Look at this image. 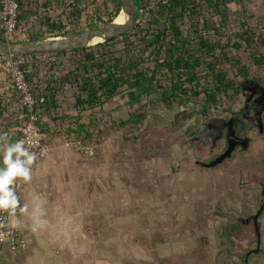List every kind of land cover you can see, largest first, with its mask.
I'll use <instances>...</instances> for the list:
<instances>
[{"label":"trees","instance_id":"1","mask_svg":"<svg viewBox=\"0 0 264 264\" xmlns=\"http://www.w3.org/2000/svg\"><path fill=\"white\" fill-rule=\"evenodd\" d=\"M243 2L134 0L135 17L141 11L142 17L123 35L72 51L22 55L25 80L34 97L44 99L36 105V124L48 137L65 143H96L106 131V123L92 111L124 94L129 103H144L142 108L111 121L114 132L122 135L118 154L126 155V160L115 159L121 167L139 169V160L148 161L163 153L166 144L162 141L179 132L176 144L184 141L181 153L198 163V169H203L204 150H217L207 159H217L219 168L233 172L228 168L233 163L235 172L221 177V189L207 190L204 200L198 198L194 204V215L185 222L194 240L186 257L177 262L161 248L159 251L157 245L165 241V235L151 232L158 229L153 226L147 228V236L141 230L140 236L133 237L144 253L127 264H215L205 239L197 233L211 215L216 221L211 228L217 248L227 257L224 264H257L262 254L264 129L259 116L250 123L246 109H238V105L243 82L258 86L264 82V17L248 15ZM119 11L118 0H18L12 41L98 28L113 21ZM18 32L25 37L17 39ZM0 40L5 41L1 29ZM242 55H248L247 63ZM2 64L0 57V71ZM0 93L9 94L0 98V119L9 122L4 117L9 109L19 122L25 119L26 111L16 92L8 88ZM253 107L259 106L252 103L248 108ZM48 122L53 126L45 129ZM13 127H5L11 142L20 136ZM152 140H157L156 146L147 147ZM125 144L130 150L124 149ZM92 216L96 215L86 216L82 224L88 238L105 231L102 225L93 227ZM236 247L241 251L232 254ZM0 252V264H7L3 258L9 250L1 243ZM64 259L69 261L68 256Z\"/></svg>","mask_w":264,"mask_h":264},{"label":"rangeland","instance_id":"2","mask_svg":"<svg viewBox=\"0 0 264 264\" xmlns=\"http://www.w3.org/2000/svg\"><path fill=\"white\" fill-rule=\"evenodd\" d=\"M243 6L248 15H252L254 18L264 17V0H244ZM141 17L142 11L137 23ZM252 23H256L255 19ZM183 26L185 28L187 24H183ZM17 35L19 40L25 37L21 32H18ZM241 58L245 63L249 61L248 55H242ZM243 84L244 89L238 109H246L245 116L252 124L259 116L258 120L264 129V82L259 86L247 81ZM0 98H7V96L0 95ZM142 103H129L125 95L120 94L102 108L92 111L96 117L102 116L106 123L104 125L106 131L98 139L99 141H96L97 144L90 145L93 146L92 157L86 160L97 170V175L94 178L96 193L90 184L86 187V190H89L86 195L72 197L74 206L68 209L66 214L73 221L71 222L69 219L70 224L67 225L65 223L67 221L63 220V217L58 213L61 221L53 226L56 232L50 234L52 236L49 244L40 243L42 239L40 232H43L40 227L33 230L29 227L31 225L29 221L24 218L20 220L15 218L14 223L23 226L28 250H18L13 257L5 253V255L3 254L4 262L7 264H60L59 260L68 256L69 261L63 258L67 264H127L131 260L142 258L141 253H144L143 248L133 241V237L140 236L141 230L147 236L149 233L147 228L153 226L158 229L151 230V232H161L165 235V241L157 245L159 251L161 248L167 254L166 256L172 257L171 259L177 262L190 253L194 240L190 238L191 231L185 222L194 215V204L199 202L198 198L204 200V193L207 190L213 189L212 192H214L216 188L221 189L223 186L221 177L227 172L228 175H232L235 172L234 166L230 162L228 167H231L233 172L229 171L230 169L219 168L221 164L218 161L219 163L216 165L217 159H207L211 155L213 156L217 150L209 152L204 150V161L201 162L203 169H198L199 165H196L198 163L188 159V154L181 153L180 145L184 141L181 140L179 141L181 144H176L175 139L179 138V132L162 141L163 144H166L163 153L160 152L161 154L159 153L157 157L148 161L139 160V169L135 170L129 166L121 167L115 159L126 158V155L119 156L118 154L122 144V135L120 132H114L111 121L124 117L128 111L134 108H142ZM252 103L259 107L249 110L248 107ZM11 115L14 116V110L9 109L4 117L10 120ZM0 120L3 122L0 123V131L4 133L5 127L3 126L7 122L3 119ZM252 136L253 138L257 137L256 133H252ZM156 141L152 140L147 147H151L150 144L153 145L152 147L156 146ZM54 143V146H57L59 143L65 142H60L57 139ZM67 143L65 144L67 145ZM124 149L130 150V146L125 144ZM64 171L67 172L61 166L60 173L63 174ZM136 175L141 176L135 177ZM262 194H264V190ZM223 208L226 210L225 204H223ZM42 212L47 220L55 219V215H49L45 209ZM91 214L97 216H92L95 218L93 220L95 229L99 225L105 227V231L101 230L103 231L100 232L101 235H96L94 238L85 237L82 232L84 219ZM213 218L211 215L205 225L202 222L203 229L202 231L197 230V233H201L205 239L206 250L210 253L213 262L224 264L227 257L217 248L211 228L216 222ZM225 221L227 220L225 219ZM33 233H39L38 241ZM261 242L264 247V237ZM242 245H244L243 242ZM240 251L241 248L236 247L230 252L236 254ZM260 251L262 254L258 255V259L254 258L253 260L257 259V264H264V249ZM1 254L2 252H0Z\"/></svg>","mask_w":264,"mask_h":264},{"label":"crops","instance_id":"3","mask_svg":"<svg viewBox=\"0 0 264 264\" xmlns=\"http://www.w3.org/2000/svg\"><path fill=\"white\" fill-rule=\"evenodd\" d=\"M5 80H7L6 76L0 71V90H3V92L8 91ZM8 95L9 94H7V96ZM16 117L15 113L14 116L11 115L9 122L4 123L3 127H13L15 125L12 129L16 130L17 124H20ZM0 123L3 122L0 120ZM49 125H52V123L48 122V126L46 125L45 129H48ZM9 131H11V128H9ZM0 133L3 132L0 131ZM7 135L9 138L11 137V135ZM49 139L56 140L55 137H49ZM80 157L68 148L65 143H59L47 157L36 165L32 171L31 182L27 183L24 187L21 204L23 205L26 203L28 205V213L25 215L18 213L17 217L18 220L24 218V220L29 221L31 224L29 227L33 228V230L35 228L39 229V227L42 229L43 232H40L42 235V239L40 240L41 244L50 243V238L52 236L50 234L56 232L53 226L57 223L59 224L61 221L58 213L63 217V220L67 221L65 222L67 225L70 224L68 222L70 216L66 214V211L74 206L72 197L86 195L89 191L88 189L86 190V187L90 184L94 189V193H96V184L94 183V178L97 175L96 167L88 163L86 161L87 158H82L83 156ZM61 166L63 169L67 170V172L64 171V173L61 174ZM37 207L41 211L40 214L34 218L32 212ZM44 209L49 215H55L53 221L47 220L46 216L42 214ZM56 215L58 216L56 217ZM72 221L73 220H71V222ZM33 235L36 241H38L39 239L37 240V238L39 233H33ZM63 258L61 260L58 259L60 264H67V262L63 261Z\"/></svg>","mask_w":264,"mask_h":264},{"label":"built area","instance_id":"4","mask_svg":"<svg viewBox=\"0 0 264 264\" xmlns=\"http://www.w3.org/2000/svg\"><path fill=\"white\" fill-rule=\"evenodd\" d=\"M17 13L18 0H0V29L5 41H12L15 37ZM2 59V72L7 78V87L16 92L21 108L26 111V118L16 128V131L20 133L17 140H25L30 143V150L37 157L33 165L34 170L35 165L47 157L55 145V141H50L49 137L42 133L36 124L38 113L35 110L36 105L42 103L44 99L42 97H34L32 94L30 85L26 82L21 68L25 62V58L22 55ZM67 145L76 153L86 156L93 154L92 148L88 145H81L75 141H69ZM24 186L25 183L17 182L16 192L20 200ZM15 217L9 218L6 214H0V223L5 225L0 227V243L7 247L10 255H14L18 250H23L27 247L23 227L13 223Z\"/></svg>","mask_w":264,"mask_h":264},{"label":"water","instance_id":"5","mask_svg":"<svg viewBox=\"0 0 264 264\" xmlns=\"http://www.w3.org/2000/svg\"><path fill=\"white\" fill-rule=\"evenodd\" d=\"M118 1L120 3L119 13H123L122 24H115L113 20L98 28L68 33L58 37L12 42L0 40V57L7 58L33 53L72 51L123 35L136 25L139 16L135 17L134 0ZM94 39H99V41L92 43Z\"/></svg>","mask_w":264,"mask_h":264},{"label":"clouds","instance_id":"6","mask_svg":"<svg viewBox=\"0 0 264 264\" xmlns=\"http://www.w3.org/2000/svg\"><path fill=\"white\" fill-rule=\"evenodd\" d=\"M49 140L51 141L52 139ZM67 147L70 148L68 145ZM90 147L93 151V146ZM71 150L74 151L73 149ZM76 154L85 158H90L93 155L86 156L81 153ZM0 157H2V159H0V214H6L9 218L14 216H16L15 218H18V213H28V205L26 203L23 205L21 204L22 200H20V197L17 195L16 185L17 182L25 183V185L31 182L33 165L35 164L37 157L36 154L30 150V143L25 140L11 142L7 133H0ZM40 211L41 210L37 207L32 212V216L34 218L37 217L40 214ZM4 226L3 223H0V227ZM8 256L13 257L15 254H9Z\"/></svg>","mask_w":264,"mask_h":264},{"label":"bare ground","instance_id":"7","mask_svg":"<svg viewBox=\"0 0 264 264\" xmlns=\"http://www.w3.org/2000/svg\"><path fill=\"white\" fill-rule=\"evenodd\" d=\"M122 22H123V13L121 12V13H119L118 15H117V17L114 19V23L115 24H122ZM99 41V39H94L93 41H92V43H96V42H98Z\"/></svg>","mask_w":264,"mask_h":264}]
</instances>
